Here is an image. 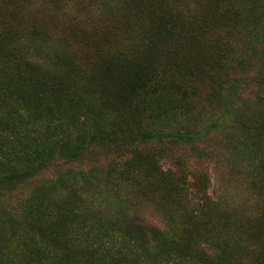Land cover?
Segmentation results:
<instances>
[{
    "label": "trees",
    "instance_id": "trees-1",
    "mask_svg": "<svg viewBox=\"0 0 264 264\" xmlns=\"http://www.w3.org/2000/svg\"><path fill=\"white\" fill-rule=\"evenodd\" d=\"M42 6L0 0V264H264V0Z\"/></svg>",
    "mask_w": 264,
    "mask_h": 264
},
{
    "label": "rangeland",
    "instance_id": "rangeland-1",
    "mask_svg": "<svg viewBox=\"0 0 264 264\" xmlns=\"http://www.w3.org/2000/svg\"><path fill=\"white\" fill-rule=\"evenodd\" d=\"M36 4L39 5V8L41 10L42 13L46 12L48 9L47 8H44L42 6V4H45V0H36ZM208 117V116H207ZM217 151L219 153H221L222 155H224L225 158L227 159H233L231 160V163L229 164L230 166H234L236 163V160L237 161H241L240 158H234V156L232 154H230L231 152L229 151H226L224 148L221 149L218 147ZM187 159V163L190 167V169H192V167H204L207 169L208 171V174L210 176V184H209V189H208V192L210 195H213V197L216 199L218 197V195H220V193L224 196V200L228 201L226 203L230 204H234V203H237L239 204L240 200L238 198L239 195H237V193H239L238 189L235 188L234 189V184H233V180H232V176H231V173H232V170L229 168V165H227L226 167V164H224V167H222V170H223V173H222V178L223 180L226 182V184L224 183L222 186L221 183L217 180V171H216V168L212 165V164H207V162L205 163H201L199 162V164H195L194 160L190 157H185ZM236 159V160H235ZM161 166L164 168V169H172L173 166L171 164V162L168 160V159H165L161 162ZM240 197V196H239ZM242 201V200H241ZM4 238V235L1 237V239ZM9 254V252H8Z\"/></svg>",
    "mask_w": 264,
    "mask_h": 264
}]
</instances>
